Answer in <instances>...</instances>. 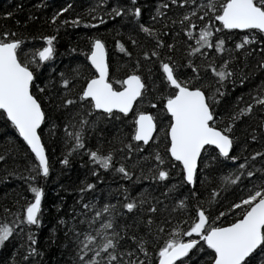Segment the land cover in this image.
<instances>
[{
    "label": "snow or ice",
    "instance_id": "snow-or-ice-1",
    "mask_svg": "<svg viewBox=\"0 0 264 264\" xmlns=\"http://www.w3.org/2000/svg\"><path fill=\"white\" fill-rule=\"evenodd\" d=\"M130 2L131 7L121 6L117 2L108 9V13H105L100 10V6L106 5L107 0H98L97 6L92 10L96 11L99 17L96 20L97 24H103L105 19L114 21L116 17L121 20L131 17L136 20L144 33L156 38L157 48L144 51L142 55L145 58L155 56L162 68L163 79L160 84L170 90L167 96L161 94L158 97L164 105V115L158 121V115L153 111H133L138 98L143 101L149 91V84L146 81L151 80L153 89L158 87L156 80L151 76V68L146 69L147 75H145L139 71L141 64L137 59L136 67L125 78L119 81L115 78L109 79L105 40L94 36L91 38L88 50L85 51L90 67L94 66L93 74L90 77H84L85 83L80 91L75 95L72 94V88L83 76L82 65L78 64L71 75L60 74L59 83L64 86V92L59 97L61 102L58 107L65 111L75 108L76 111L72 115L79 117L78 122L73 120L63 124L65 141L72 143L61 163L67 165L69 155L84 151L90 156L98 176L101 169H114L124 177L132 178L135 174V166L130 170L125 162H119V167H116L113 164V150L105 154L100 151L99 146L96 149H90L86 144L90 131H98L102 121H107L108 118L118 121L125 114L132 113L131 140L126 144L123 140H119V143L125 148L127 157H132L133 141L142 142L137 148L148 145L149 141L154 139L153 133L159 128L155 141L159 143L163 139L167 144L165 150L168 156L167 163L158 149L148 158L151 159L154 156L155 173L150 175V179L163 182L165 191L160 194V197L150 193H138L139 199H137L130 196L127 187L123 189L122 194L128 201L122 205L123 209L140 211L142 214L138 217L137 231L141 223L146 228L145 232L131 236V240L136 244L135 248H126L121 245V240L124 238L121 236V230L124 236H127L128 226L122 225L121 229L117 230L114 211L116 204L99 205L95 197L87 203L84 202L87 190H95L96 182L86 183L79 189L80 207L74 206L71 214L60 215L63 204L56 205L57 215L50 230L49 240L55 244L60 231L66 229V237L71 233L75 264H156V260L149 255L150 239L157 241L158 264H192L194 256H202L207 250L211 251V256L207 258L208 264H264V148L253 151L250 157L243 158V163L239 164L238 169L220 177V187L211 190L212 196L208 199L206 207L197 205L198 214L186 230L183 226L184 221L174 222V226L170 228L165 238L162 234L167 225L155 219L157 212L169 211L167 199L176 190V184L167 183V178L170 176L168 166L173 164L172 158L175 162H179L182 168L181 179L193 186L200 180L201 165L206 170L203 173L204 178L208 179L207 173L219 169L224 158L230 161L241 159L233 154L234 147L242 139L234 129L237 122H242L245 116L254 115L255 107H259L264 113V82L257 86L259 90L253 93L250 103L232 111L226 118L228 121L226 125L219 123L218 121L222 118L218 115V109L221 97L228 91L226 86L230 82L233 87L237 82L243 85L247 79L244 70L233 67L235 61L232 56L222 59L218 66L214 63L205 65V68L211 67V71L217 77L215 88L205 87L204 84L197 83L200 79V68L190 57L187 64L196 71L193 76L184 78L179 61L173 60L171 56L161 59L160 46L174 49L175 40L171 45H165V42L159 38L160 31L163 29L158 31L150 25L140 23L142 6L138 0H130ZM170 6L185 9L180 14L179 20L173 19L171 23H179L188 37L195 39L196 47L189 48L193 56L196 53H199L201 57L208 56L206 51H202L205 48L218 49L219 52L224 53L227 47L226 41L223 37L217 39L216 34L225 28L250 30L249 35H244L242 40L235 44V48L249 54L253 51L251 48L253 41L257 39L251 30L258 29L264 33V0H223L222 4H218L217 0H203V3L199 5L195 3V0H159L155 15L150 16V19L155 21L158 15L164 21L166 14L170 12ZM66 11V8L61 7L50 17V22L56 24L61 13ZM198 13H202V16L198 17ZM2 15L12 17L13 12L6 11ZM203 17H207V20L205 21ZM211 17H215L222 23L219 25L213 23ZM198 20L200 26L197 29ZM164 22L167 23V21ZM16 23L19 25L21 22L17 20ZM23 23L26 25L29 21L25 20ZM61 23L67 25L68 21L65 19ZM72 23H85L91 26L90 21L82 20L80 16H76ZM42 39L47 41V45L34 50L31 57L22 59L20 53L23 40L19 38L18 32L12 29L0 31V110H3L5 118L15 126L19 135L30 146L31 153H34L33 161L23 170L26 173V179L31 182V192L34 193V197L20 211L11 213L12 220L0 218V250L6 247V241L10 238L15 239L16 234L22 237L25 227L38 228L43 223L41 208L45 189L38 186L37 177L42 174L44 178H47L52 171L48 149L42 139L41 127L50 114L42 104V99L38 98V93H42L44 89L35 82L36 73L32 65L38 68L40 61L54 60L57 36L45 35ZM132 43L136 41L133 40ZM260 43V53L264 57V41ZM119 47L122 51L128 52L124 43H119ZM71 50L76 51L74 48ZM24 55L27 54L24 53ZM131 55L132 53L128 52V56L131 57ZM258 67L264 69V58L260 60ZM244 68H247V64ZM238 71L239 76H237ZM150 103L156 107V100H150ZM165 117H167L166 122ZM258 119L260 124L257 128L251 129L244 144L245 148L249 143L264 141V115L259 116ZM55 127L56 125L52 124V128ZM160 133L163 135L161 136ZM100 135L104 136L105 133L100 131ZM206 145L209 149L216 146L215 156L205 148ZM257 157L260 158L261 163L252 164L249 168V163ZM3 160L5 156L0 155V161ZM151 171L150 169V173ZM257 172L259 179L255 175ZM249 178H251L250 182ZM99 179L103 180V177L99 176ZM233 186L244 193L236 197L235 202H230L226 209V212L235 218L231 222L219 223L220 217L225 216V212H218L213 219L211 215L213 206L218 203L220 193H227ZM97 208L99 211L96 210ZM187 208V197H184L178 201L174 200L171 210L179 212L186 211ZM88 210L92 211L91 216L88 215ZM9 211L8 208L4 209L5 213ZM103 214H107L108 219H103V222L93 229L92 225L98 219H102ZM168 220H173L171 215L168 216ZM82 224L88 225L84 231L79 227ZM193 234H196L199 240L194 238ZM161 239H163L162 246L159 245ZM20 247L25 249L26 256L29 258L41 255L36 243V234L29 231L27 243L14 249L7 259V264H32L31 259L23 257L17 259Z\"/></svg>",
    "mask_w": 264,
    "mask_h": 264
},
{
    "label": "trees",
    "instance_id": "trees-1",
    "mask_svg": "<svg viewBox=\"0 0 264 264\" xmlns=\"http://www.w3.org/2000/svg\"><path fill=\"white\" fill-rule=\"evenodd\" d=\"M93 1L98 4V0H0V31H3L4 29H12L18 32L19 38L23 40L22 52L20 55L22 59H27L33 55L34 50H39L46 45V42H43L42 37L45 36V34H54L55 30L58 28L57 48L61 51L59 58L62 59H57V63L59 62V65H61L65 61L67 63V70L70 72H73V67L76 68L77 66L78 62L76 57H79L77 51H81V49L85 48L86 50L88 49L86 47L88 46L86 38L91 33H98L101 37L103 36L106 38L109 43H113L115 38L121 39L123 41L122 43H124L125 47L128 49V52H131L132 55L129 57L128 52L123 51V54L119 52V59L117 58L116 60L118 70L123 71L126 69L130 74V71L136 67L135 61L138 59L141 64L139 71L147 75L146 69L151 68V76L156 80L158 85L163 77L161 76L162 68H160L157 58L155 56L145 58L142 55L144 51L156 49L157 45L151 39H148V34L144 33L139 28L137 23H133L135 22V19L130 17L124 20L116 17L114 21L105 19L104 23L97 27H91L89 24L85 23H72L76 16H80L81 18H83L82 16H85L83 19L90 18V16H92L90 15L91 10L89 9V6L94 4ZM127 1L128 0H107V4L101 5L100 10L107 12L108 9L113 7L117 2L122 6L123 3H126ZM18 5L20 6L19 8L17 7ZM61 7L66 8L67 11L61 13L57 23L53 24L50 22V17L55 12L59 11ZM170 10H174V8L171 9L170 7ZM6 11L13 12V16L4 17L2 13ZM197 16L201 17L202 13H199ZM144 18L145 12L144 9H142L140 23L145 24ZM211 18L213 23L217 25L220 24L215 17ZM63 19H67V25L61 23ZM203 19L205 21L207 20V18ZM17 20L21 22L19 25L16 23ZM25 20L29 21L26 25L23 23ZM96 20L97 19L87 21H90L91 25H93ZM175 26L176 24L166 27L167 31L165 28H162L163 30L160 31L161 28L156 26L157 29H159L158 31H160V36L163 38V41L167 43L166 45H170L169 42L173 43V40H175L174 49L170 50L160 46V51L162 53L161 59H166L171 56L173 60L182 61L183 59L189 57V55L185 53V48H183V46L185 45V42L190 44V41L186 40V37L183 39V36H185L184 33H181V31L178 33ZM199 26L200 22L198 20L197 29ZM219 32L225 41L226 39L231 38L232 35H236L241 39V32L235 30L222 29ZM133 40H135L136 43H132ZM257 41L259 43L264 41V35L257 33ZM73 48L76 49V51H72L71 49ZM259 48L260 46L258 45L254 46L253 51L250 54L239 49V52L232 56L235 61L233 67L243 69L247 79L243 85L237 82L234 88L228 89L227 93L221 97V102L229 97L231 101L227 104V107L226 105L220 107L221 110H218L219 115L223 113V116L226 115L225 118H227L230 116V114H227L231 112L227 109L228 106L232 107L234 102H238V98L239 100H243L244 98L249 99L247 97V93L251 91L250 83H252V78L256 77L259 85L264 82V69L258 67L260 60L264 58L260 52H257ZM24 53L27 55H24ZM47 62L48 61H40V67L38 68L36 65H32L33 70L36 73L35 82L44 89L42 93H38V98L42 99V104L46 107L48 113L50 114L46 119V122L42 125V139L45 141L46 148L48 149L52 171L47 178H44L42 174L37 177L38 186L44 187L45 189V196L42 200L41 208L43 223L38 226V228L29 229L25 227L24 235L22 237L19 234H16L15 239L10 238L9 241H6V247L0 250V262H3V264H7V259L12 255L14 249L27 243V233L29 231L35 232L37 247L40 250L41 255L29 258L26 256L25 249L20 247L19 255L17 256L18 260L23 257L25 259H31L32 264H75L74 242L72 240L71 233H69L66 237V229L60 231L58 233V240L55 244L49 240V234L52 225L55 223V217L57 215L56 205L59 203L63 204V208L60 209L59 212L60 215L64 216L71 214V209L74 206L78 208L80 207L81 194L79 189L84 187L86 183L96 182V188L95 190H87L86 199L84 201L85 203L95 197L99 205H103L105 203H113L117 205L114 210L116 214L117 230H120L122 225L128 226L127 236H124V232L121 230V236L124 237L121 240V245L126 248H135L136 244L131 240V236L139 235L140 233L145 232L146 228L141 223L139 225V230L137 231L138 217L142 214L140 211H129L127 209H123L122 205L128 202L122 194L123 189L125 187L130 189L131 185H133V189H135L136 192L135 198L137 199H139L137 196L138 193H150L151 195L160 197V194L165 191L163 182L150 179V175L155 173V169H153L154 156L151 159L142 158L143 153L146 151L149 152V157L151 153L158 149L161 155L165 157V162L167 163L168 156L165 151L167 144L164 140L161 139L159 143L155 141L154 145L149 144L148 146H145V150L142 151L137 148V146L141 145V143L133 141L134 151L132 157H127L126 150L119 143V140H123L124 143L126 141L127 143L129 139H131V132L133 131V116H131V114L124 115V117H121L118 121H113L111 118H108L107 121H102L98 131H90V137L86 141V144L90 149H96L99 146L100 151L105 154L109 150H113V164H115L116 167H119V162H125L126 166H128L130 170H132L133 166H135V171H139V175H137L138 178L134 182H131L129 178L124 177L114 169H101L99 176H102L103 180H100L99 176L95 173V168L90 156L84 151H78L69 155V163L67 165L61 163L64 155L67 154V149L71 147L72 143L71 141H65V130L63 128V124L70 123L73 120L77 121L79 117L72 115V113L76 111L75 108L65 111L64 109L58 107L61 102L59 99V97H61V92L58 89L60 86L56 81L50 87L46 86L52 82L46 78L47 73H45V71L48 64ZM245 64H247V68H244ZM83 66L87 70V77H90L93 74V67H90V63L87 61L86 57L83 62ZM201 66H204L203 62L201 63ZM237 76H239V71L237 72ZM80 82L82 81L79 80L77 83ZM146 83H150L151 85V80L146 81ZM229 84H231V82ZM226 87L228 88L229 86ZM46 88H48V90H46ZM149 89L152 90V86L149 87ZM159 90L160 88L158 86L154 91L156 96L159 93ZM258 90L259 89H257V91ZM33 91L35 93L36 89L34 88ZM148 92L147 98L149 100H156V107H153V105L149 103L141 110L154 111L160 103L162 105L163 103H159L155 95H152L154 98L150 97V90ZM165 93L168 95V91L165 90ZM50 96L51 99H49ZM147 98H145L142 102H146ZM240 103L243 102L240 101ZM261 115H264V113H261L260 111L251 117H244L242 122H237L234 131L236 134H240L242 139L240 143L234 147L233 154L241 157V159L238 161H230L224 158L221 166L226 169L225 172L238 169L239 164L243 163V158L251 156L254 149L249 148V151H247L244 144L247 140L248 134L251 132V129L257 128L260 124L258 117ZM52 124H55L56 127L52 128ZM100 131H103L105 135L101 136ZM160 135L162 136L163 134L160 133ZM258 143L259 142H252L249 143L248 146H256ZM262 143H264V141ZM206 149L210 151L213 156L216 155L214 147H211L210 149L207 147ZM254 151H259V149ZM0 155L5 156V160L0 161V218L12 220L13 217L11 213L20 211L21 208L34 197V193L31 192V182L26 179V173L23 171L29 166L30 162L33 161L34 154L31 153L26 142L15 129V126L5 118L2 110H0ZM259 161V157L254 158L249 163L248 167L251 168L252 164H257ZM168 167L170 176L167 178V183L176 184V190L168 196L167 205L169 207V211L165 213L157 212L155 215V219L157 221L167 225L164 228V233L162 234L165 238L166 234L170 231V228L174 226V222L181 220L184 222L187 220H194L198 214L197 205L202 206L204 200L202 199L200 190V182L204 172L201 174L200 180H198L197 184L192 187L189 183H185L181 179L182 168L179 162H175L173 159V164ZM150 169L152 170L151 173ZM202 169L203 166L201 165V171ZM220 170L221 169H219V171ZM217 171L218 170H213V172H209L207 174L210 177L212 175L211 186L208 187L209 190L220 187V179ZM255 175L259 179V174ZM61 185L63 187H61ZM229 190V193H220L219 199L225 200L226 197H234L238 195L239 191H241L235 186ZM209 195L212 196L211 191L209 192ZM184 197H187V210L179 212L172 211L171 208L173 201H178ZM232 199L235 200V198ZM146 207L147 205L145 208ZM5 208L10 209L9 213L4 212ZM96 210L99 211V208ZM88 215H92L91 210H88ZM169 215L172 216V221L168 220ZM237 215H239L238 212ZM103 219H108L107 214H103L102 219H98V221L92 225V228H97L99 224L103 222ZM230 220L226 221L229 222ZM222 221L219 220L218 222L221 223ZM188 225L184 227L185 230ZM79 227L82 231H84L88 228V225L82 224L79 225ZM108 231H112V229H108ZM65 244L67 245L66 247ZM162 244L163 239L159 241V245L162 246ZM148 248L149 255L156 260L157 264V241L150 239ZM210 256L211 251L207 250L204 255L199 257L197 261L198 264H208L207 258ZM195 263V260L192 261V264Z\"/></svg>",
    "mask_w": 264,
    "mask_h": 264
},
{
    "label": "rangeland",
    "instance_id": "rangeland-1",
    "mask_svg": "<svg viewBox=\"0 0 264 264\" xmlns=\"http://www.w3.org/2000/svg\"><path fill=\"white\" fill-rule=\"evenodd\" d=\"M128 2H129V0H128ZM198 1L197 0H195V3L197 4V5H199V4H202L203 3V1L202 0H200V2L199 3H197ZM93 5H91V6H89V9L91 10V14L90 15H92V16H90V18H86V19H83L85 16H82L83 18H82V20H85V21H87V20H94V19H99V17H98V15H97V12L96 11H93L92 9H94L96 6H97V2L95 3V1H93ZM147 2H145V3H142L141 4V6H142V9H143V6L146 4ZM217 3L218 4H222L223 3V0H217ZM171 7V9L172 8H174V10H176L177 12H179V13H181V12H183V11H185V9L183 8V7H173V6H170ZM199 14V13H198ZM197 14V15H198ZM218 14V13H217ZM203 18H207V17H203ZM214 18V17H213ZM63 20H65V19H63ZM67 20V19H66ZM144 23L145 24H147V25H150L151 27H153V28H155V29H157V27H156V25H153L152 24V22H149L148 20H146L145 18H144ZM135 23H137L136 22V20H135ZM99 25H101V24H97L96 22L95 23H93V25H91V27H97V26H99ZM157 30H159V29H157ZM59 31V29L57 28L56 30H55V32H54V34H45V35H56L57 36V32ZM252 32H254L255 33V31H253V30H251ZM166 33H168V32H166ZM250 34V30H248L247 32H246V34H244V35H249ZM184 35L185 36H183V39H185V37H186V40H189L190 41V44H187L186 42H185V45L183 46V48H185V53H187L188 55H189V57H193V58H204V57H201L200 56V54L199 53H196L194 56H193V54L190 52V50H189V48L190 47H196V42H195V39L194 38H191V37H188V35H187V33L186 32H184ZM94 36H98V37H100V38H102L101 37V35H99L98 33H91L90 35H88V37L86 38L87 39V43H88V46H86L87 48H89V45H90V42H91V38L92 37H94ZM104 38V37H103ZM160 38V40H163V38L160 36L159 37ZM106 41H105V43H106V47H107V56H108V62H109V79H112V78H115V80H117V81H119L122 77L120 76L121 75V73L123 72V71H121V70H118V66H116V60H117V58L119 59V57H118V54H116V53H114L113 51H112V49L115 51V50H118V52H120V53H122L123 54V51H120L115 45H113V43H109V42H107V39L106 38H104ZM57 41H58V38H57V40L55 41V49H56V52H55V58H54V60H51V61H48L47 63V66H46V71H45V73H47V80L49 79V80H51L52 82H50L49 83V85L47 84L46 86L47 87H50L52 84H54L55 83V81L59 84V86L61 87V88H59L58 87V89L60 90V92L63 94V92H64V87H63V85L62 84H60L59 83V80H60V74L61 73H65L66 75H71L72 74V72H70L69 70H67V63L64 61V63L63 64H61V65H59V62L57 63V59L58 60H61L62 58H59V55H61L60 54V50H59V48H57ZM188 41V42H189ZM256 41H257V39H256ZM43 42H46L47 43V41H45V40H43ZM165 42V41H164ZM254 42V41H253ZM167 43L165 42V45H166ZM169 44L171 45L172 44V42H169ZM252 46V45H251ZM163 47H165V46H163ZM247 47V46H246ZM260 47H261V44H260ZM166 48V47H165ZM252 48V47H251ZM253 49V48H252ZM88 50V49H87ZM85 51H86V48L85 49H81V51H77V54L79 55V57L77 58L76 57V59H77V65L79 64V65H82L83 66V62H84V60H85ZM202 51H206L207 53H208V55H211V57L212 58H215V59H217L219 62H222V59H228L229 57V50H228V48H226V51L224 52V53H221V52H219V50H213V49H208V48H205V49H202ZM257 52L259 53L260 52V48L257 50ZM245 54H247V53H245ZM115 55V56H114ZM206 57V56H205ZM64 65H65V67H64ZM73 69H75V67H73ZM82 71H83V76L79 79V80H81V81H84V77H87V70L85 69V67L83 66V68H82ZM120 76V77H119ZM85 82V81H84ZM161 82V81H160ZM160 82H159V84H158V86H159V88H160V90H159V93L157 94V96L155 95V93H154V91H155V89H153L152 88V90L151 89H149L150 90V94H149V96L150 97H153L152 95H155L156 97H157V100H158V102L160 103L161 101L158 99V97L161 95V94H163L164 96H166L167 94L165 93V90L166 91H168V94H169V92H170V90L169 89H167L166 87H164V86H162L161 84H160ZM227 86H229L227 89H232V88H234L233 86H232V84H228ZM149 87H151V85H150V83H149ZM74 88V87H73ZM73 88H72V91H73ZM46 90H48V88H46ZM255 92V90H253V91H249L247 94V97L249 98V99H246V98H244L243 100L242 99H240V101H242L243 103H241L242 104V107H244L245 106V104H247V103H250L251 102V100H252V95H253V93ZM149 93V92H148ZM147 93V94H148ZM154 93V94H153ZM147 94H146V97L145 98H147ZM154 98V97H153ZM246 102H245V101ZM248 100V101H247ZM150 103V100L147 98V101L146 102H142V101H140L139 99H138V101H137V103L135 104V106H134V108H133V111H138V110H141L142 108H144L145 106H147L148 104ZM154 113H157V115H158V121H159V119H160V117L161 116H163L164 115V107H163V105L160 103L159 104V106L153 111ZM258 112H260V108L259 107H255L254 108V115L255 114H257ZM231 113L232 112H230V113H228L227 115H231ZM262 113V112H261ZM131 114V116H132V113H130ZM169 115V114H168ZM219 115V114H218ZM222 119L226 116V115H224L223 116V113L222 114H220L219 115ZM253 116V115H252ZM246 118H248V117H251V116H245ZM167 121V117H165V122ZM227 124V123H226ZM223 125H225V124H223ZM157 133H159V128L157 129V132L155 133V135L153 136L154 137V139L153 140H151L149 143H148V145L149 144H151V145H154L155 144V137H156V135H157ZM237 135H239V136H241L240 134H237ZM131 139H129V141H130ZM138 142V141H137ZM263 141H259V143L255 146V145H249V146H247V148H245L247 151H249L248 149L249 148H251V149H254V150H256V149H259V150H261L262 148H264V143H262ZM140 143H142V142H140ZM125 144H126V141H125ZM148 145H142V147H140L139 148V150H145V146H148ZM125 149V148H124ZM148 150V149H147ZM253 150V151H254ZM245 151V150H244ZM148 153L149 152H145V153H143V155H142V158H148ZM260 164V161L257 163V165H259ZM252 167V166H251ZM219 169H221L220 171H219ZM219 169H214V170H218L217 171V174H218V176H219V179H220V177L222 176V175H224V174H227L228 172H225L226 171V169L225 168H223V166H221ZM206 170L203 168L202 169V171H201V173H203V172H205ZM208 174V173H207ZM255 174H259L258 172L257 173H255ZM259 176V175H258ZM209 178L208 179H205L204 178V175L202 176V178H201V182H200V190H201V194H202V199H204L205 201H207V203H208V199L211 197L210 195H209V192L212 190L211 188V190H209L208 189V187H210L211 186V177H212V175H211V177L210 176H208ZM250 178H249V182H250ZM123 187V186H122ZM214 188V187H213ZM239 189V188H238ZM241 190V189H240ZM212 192V191H211ZM230 192V190L227 192V193H229ZM244 193L242 192V191H239L238 192V195H236V196H234V197H226L225 198V200H223V199H219V197H218V203L217 204H215L214 206H213V210H212V213H211V215H212V218L213 219H215V217L217 216V214H218V212L221 210V209H224L225 208V205L226 204H230V202H235V200H233L232 198H236V197H238V196H240V195H243ZM229 199V200H228ZM218 210V211H217ZM233 218V216L231 215V214H229V213H227V216H225V218H220V220L222 221V220H230V219H232ZM210 223L212 222L211 220L209 221ZM198 257H193V260L192 261H194L195 259H197Z\"/></svg>",
    "mask_w": 264,
    "mask_h": 264
},
{
    "label": "bare ground",
    "instance_id": "bare-ground-1",
    "mask_svg": "<svg viewBox=\"0 0 264 264\" xmlns=\"http://www.w3.org/2000/svg\"><path fill=\"white\" fill-rule=\"evenodd\" d=\"M198 2L197 3H199L200 2V0H197ZM203 1V0H202ZM145 2H147L144 6H143V9H144V12H145V19L146 20H148L149 22H152V24L153 25H156V26H159V28H165L166 29V27H169V26H172V25H174V24H172L171 23V21L173 20V19H175V20H179V17H180V14L181 13H179V12H177L176 10H170V12L169 13H167L166 14V17L164 18V21H167V23H165L164 21H162V19H161V17L160 16H158V15H156V18H155V21H152L151 19H150V16H152V15H155V8H156V6L159 4V0H138V3L141 5L142 3H145ZM122 6H127V7H131L132 5H131V2H130V0H129V2L127 1L126 3L124 2L123 3V5ZM205 11H207V9H205ZM105 13H108V11L107 12H105ZM131 18V17H130ZM133 19V18H132ZM219 22V21H218ZM133 23H135V22H133ZM220 24L222 23V22H219ZM132 27V26H131ZM173 28V27H172ZM174 29V28H173ZM175 29H177V32L178 33H180L179 31H181V33H184V31L182 30V28H181V25L179 24V23H176V26H175ZM226 29V28H225ZM226 30H235V31H238V32H241L240 34H241V39H242V37L244 36V34H246V32L248 31L247 29H245V30H241V29H226ZM166 31H167V29H166ZM172 31V30H171ZM147 37H148V39L150 40H152L157 46H158V41L156 40V38L154 37V36H149V35H147ZM216 37L217 38H220L221 37V33L220 32H218L217 34H216ZM232 38V39H231ZM231 38H228V39H226V48H228V50H229V55L230 56H233L235 53H238L239 52V49H237V48H235V44L236 43H239L240 41H241V39L238 37V36H236V35H232L231 36ZM120 41L121 42H123L121 39H118V38H115V40H113V45H115L118 49L120 48L119 47V43H120ZM260 44L261 43H259L258 41H256V40H254V42L252 43V48L254 47V46H256V45H258V46H260ZM46 45H47V43H46ZM45 45V46H46ZM120 51H121V49H119ZM112 51L114 52V53H116V54H119V52H118V50H113L112 49ZM115 56V55H114ZM188 58H190V57H188ZM188 58H185V59H183L182 61H179L180 63H181V65H182V75H183V77L184 78H189V77H191V76H193V74L195 73V69L194 68H192V66L191 65H188L187 64V60H188ZM191 58H193V57H191ZM193 60H194V62L199 66V68H200V72H199V76H200V79L197 81V83H201V84H204L205 85V87H208V86H211L212 88H215L216 87V79H217V77H215V75H214V73L211 71V67H208V68H205V65H209V64H216L217 66L219 65V63H221V62H219L217 59H215V58H212L211 57V55H208V56H206V57H204V58H193ZM204 63V66H201V63ZM89 63H90V61H89ZM127 74H129V72L125 69V70H123V72L121 73V77L122 78H125L126 77V75ZM121 78V79H122ZM251 82L252 83H250L251 84V88H250V90L251 91H253V90H255V91H257V89H258V82H257V80H256V77H254V78H252V80H251ZM84 81H82V82H80V83H76L75 84V86H74V88H73V91H72V94L73 95H75L76 93H78L79 91H80V89L84 86ZM64 87V86H63ZM61 88V87H60ZM75 91V92H74ZM63 94L61 93V96H62ZM230 97L229 98H226L224 101H222L221 103H220V105H219V109L218 110H221V106H223V105H226V107H227V104H229L230 103ZM236 103H238V102H234L233 104V106L232 107H230V106H228V110L229 111H235L238 107L239 108H242V104L240 103V100H239V103L238 104H236ZM77 119V118H76ZM79 120V119H78ZM78 120H77V122H78ZM219 123H222V124H225L226 125V123L228 122L227 121V119L224 117L221 121H218ZM27 144V143H26ZM28 146V145H27ZM28 148H29V146H28ZM30 149V148H29ZM34 154V153H33ZM119 159V158H118ZM137 175H139V171L138 172H136L135 171V174H134V176L132 177V178H129V180L131 181V182H134L137 178H138V176ZM115 179H116V174H115ZM138 183H140V182H138ZM128 189V188H127ZM128 193H130V196L131 197H136V192H135V189H133V185H131V188L130 189H128ZM202 206L203 207H206L207 206V201H205V200H203V203H202ZM229 207V204H226L225 205V208L224 209H221L219 212H225V216H227V213L228 212H226V209ZM218 215V214H217ZM225 216H223V217H220V218H225ZM233 216V215H232ZM234 216H233V218L229 221V222H231V221H233L234 220ZM192 220H187V221H185L184 222V227L185 226H187L188 224H190V222H191ZM225 222H228V221H226V220H224V221H222L221 223H225ZM193 237L194 238H197L198 240H199V238H198V236H196V235H193ZM200 257V256H199ZM199 257L197 258V259H195V261H196V263L198 264V259H199ZM195 263V264H196Z\"/></svg>",
    "mask_w": 264,
    "mask_h": 264
},
{
    "label": "water",
    "instance_id": "water-1",
    "mask_svg": "<svg viewBox=\"0 0 264 264\" xmlns=\"http://www.w3.org/2000/svg\"><path fill=\"white\" fill-rule=\"evenodd\" d=\"M241 30H245V29H241ZM107 59H108V56H107ZM94 67V66H93ZM139 99V98H138ZM134 106H135V104H134ZM134 106H133V108H134ZM3 111V110H2ZM115 112H119V110H114ZM128 114H130V113H128ZM128 114H125V115H128ZM170 115V114H169ZM10 121V120H9ZM43 125V124H42ZM42 127V126H41ZM18 131V130H17ZM155 133L156 132H154L153 133V136L155 135ZM23 138V137H22ZM24 140V139H23ZM26 142V141H25ZM150 142V141H149ZM206 147H208L207 145L205 146V148ZM212 147H214V148H216V146H212ZM29 148H30V146H29ZM174 159V158H173ZM190 184V183H189ZM191 185V184H190ZM192 187H194L193 185H191ZM193 235H196V234H193ZM181 259H183V258H181ZM158 264V263H157Z\"/></svg>",
    "mask_w": 264,
    "mask_h": 264
}]
</instances>
